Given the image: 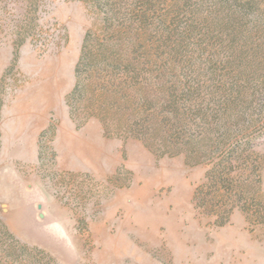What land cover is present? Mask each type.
<instances>
[{
  "label": "rangeland",
  "instance_id": "obj_1",
  "mask_svg": "<svg viewBox=\"0 0 264 264\" xmlns=\"http://www.w3.org/2000/svg\"><path fill=\"white\" fill-rule=\"evenodd\" d=\"M0 264H264V0H0Z\"/></svg>",
  "mask_w": 264,
  "mask_h": 264
}]
</instances>
